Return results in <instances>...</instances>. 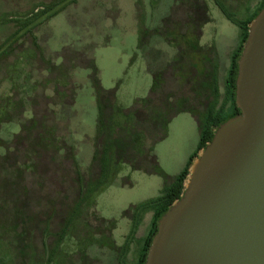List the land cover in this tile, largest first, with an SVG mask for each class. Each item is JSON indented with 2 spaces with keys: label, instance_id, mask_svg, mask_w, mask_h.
Masks as SVG:
<instances>
[{
  "label": "rangeland",
  "instance_id": "1",
  "mask_svg": "<svg viewBox=\"0 0 264 264\" xmlns=\"http://www.w3.org/2000/svg\"><path fill=\"white\" fill-rule=\"evenodd\" d=\"M217 2L244 22L259 0H0V264H134L153 214L139 205L196 151L214 77L223 102L241 30ZM190 21L200 53L181 54ZM168 102L182 112L159 140Z\"/></svg>",
  "mask_w": 264,
  "mask_h": 264
},
{
  "label": "water",
  "instance_id": "2",
  "mask_svg": "<svg viewBox=\"0 0 264 264\" xmlns=\"http://www.w3.org/2000/svg\"><path fill=\"white\" fill-rule=\"evenodd\" d=\"M239 114L191 161L144 264H264V5L237 60Z\"/></svg>",
  "mask_w": 264,
  "mask_h": 264
},
{
  "label": "trees",
  "instance_id": "3",
  "mask_svg": "<svg viewBox=\"0 0 264 264\" xmlns=\"http://www.w3.org/2000/svg\"><path fill=\"white\" fill-rule=\"evenodd\" d=\"M71 1L72 0H70V2ZM55 5H56L55 3L50 4L49 5L50 7L47 6L44 10L40 12L39 15H43L46 11L52 9V7H54ZM216 5L219 8L222 15L227 19V21H229L231 24H233L234 26L238 27L241 30L240 41H239L238 47L231 54V57H230L229 68H228L227 76L225 79V86H224L225 91H224L223 102L219 104L217 101L219 94L217 91L216 81L212 79V81L209 82V85H210V89L212 90L211 97L214 101L212 100V102L206 108L205 112H203L202 116L199 117V125H198L199 139H198V143L196 146V151L188 158L184 168L176 176H174L171 179V182L163 186L158 197L154 199H150L147 202L139 205L140 209L152 210L153 214H152L148 232L142 241V245L139 250L138 257H137L135 264H144L148 247L151 243L152 237L156 233L157 221L167 211L168 207L174 201L178 200L180 196L182 195L183 184L188 175L189 165L191 161L196 157L197 152L203 149L211 141L215 129H217V127L220 124H222L226 120L239 114V110H237V108L235 107V103H234L235 79L237 75V60L241 53L242 45L247 37L248 24L255 18L258 12L262 9L264 5V0L259 4L257 9H255L253 13L248 17V19L244 22L236 20L233 17V15L223 7L221 3L217 2ZM34 17L37 18L38 15L34 14ZM17 23L18 22H16V24ZM18 25L21 26L19 28L25 27L28 25V21L19 22ZM12 36L8 37L7 39L9 40V38H12ZM193 43L188 44V45L190 46L192 45V47L196 49L197 44L196 43L193 44ZM1 47L2 45L0 46V49ZM159 77L160 76L158 74L154 76L155 81L153 82L151 92L160 87L161 82H160ZM142 101L146 102L147 100H142ZM170 107H171L170 102H168V105L165 106L163 112L161 111L157 112L158 114L155 115L156 116V118H154L155 127L157 130L161 131V137H159V140H162L166 137L167 125L170 119L173 118L179 112H182V110L171 112ZM113 144L115 143L109 142V145L104 146V149H103L104 152L101 155V158L99 159L100 160V173H99L100 175H99L98 181L96 182V184H94L96 186V189L97 188L99 189L102 187V185L104 184L103 179L106 178V175L109 173L108 171H110L108 159L111 153L110 146ZM99 153L96 152L95 154L96 157L97 156L99 157ZM139 169H142V168H139ZM152 169H153L154 174L160 176L164 180L166 179V175L157 165H153ZM18 202L19 201H16V203ZM13 212H14V216L16 220L17 219L20 220L19 218L21 217V213H20L21 211L19 212L18 209H15L13 210ZM137 223L138 221L136 222L135 227L137 226Z\"/></svg>",
  "mask_w": 264,
  "mask_h": 264
},
{
  "label": "flooded vegetation",
  "instance_id": "4",
  "mask_svg": "<svg viewBox=\"0 0 264 264\" xmlns=\"http://www.w3.org/2000/svg\"><path fill=\"white\" fill-rule=\"evenodd\" d=\"M263 0H259V3H258V6H259V4L262 2ZM241 2L242 3H245V2H247V0H241ZM240 2V3H241ZM257 6V7H258ZM257 9V8H256ZM35 12H37V9H35L34 10ZM193 22V21H192ZM191 21L188 23L190 26V29H191V35H192V37H193V40H194V43H196L197 44V40H196V36L194 35V28H195V25L192 23ZM193 43V44H194ZM188 48H187V50H186V47H185V49L183 48V47H180V49H181V54L182 53H184L185 51H187V52H193V53H195V52H197V53H200L199 52V48H198V46H197V48L195 49L194 47H192V45L189 47V45L187 46ZM204 62V64H210V61H208V59L207 58H205L204 60H203ZM205 70H206V67H205ZM206 73H207V71H206ZM207 75V74H206ZM208 76V75H207ZM212 79H214V81H216V77H214V78H212ZM212 79H211V81H212ZM216 86H217V81H216ZM218 89V88H217ZM236 107V106H235ZM238 110V109H237ZM203 114V113H202ZM52 138V137H51ZM137 214V213H136ZM71 221H72V219H70V218H68V216H67V218L65 219V223H64V226H63V228H62V233H64L65 234V232H66V230H67V227L69 226V224L71 223ZM136 222H137V220L134 222V226H133V228L135 227V224H136ZM138 227V226H137ZM137 227H135V228H137ZM58 237H60L59 235H58ZM63 237V236H62ZM130 238V237H129ZM51 250L52 251H54L55 250V248L54 247H51ZM137 253H139V252H137ZM137 257H138V255L136 256V259H135V262H134V264L136 263V260H137ZM119 259V258H118ZM46 263L47 264H51L52 263V261H51V259H48L47 261H46ZM119 264H124V260H123V258H121L120 257V259H119Z\"/></svg>",
  "mask_w": 264,
  "mask_h": 264
},
{
  "label": "crops",
  "instance_id": "5",
  "mask_svg": "<svg viewBox=\"0 0 264 264\" xmlns=\"http://www.w3.org/2000/svg\"><path fill=\"white\" fill-rule=\"evenodd\" d=\"M153 82H154V78L152 77L151 87H150V90L149 91H151ZM207 92L209 94V98H211V92H212V90L210 89V87L208 88ZM193 118H194V116H193ZM194 122L196 123L195 119H194ZM196 126H197V124H196ZM197 129H198V134H199V128H198V126H197Z\"/></svg>",
  "mask_w": 264,
  "mask_h": 264
}]
</instances>
